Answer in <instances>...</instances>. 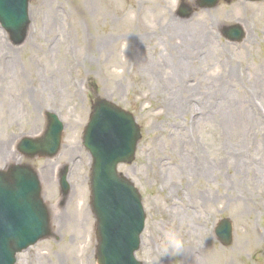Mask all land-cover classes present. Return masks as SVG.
Returning <instances> with one entry per match:
<instances>
[{
  "label": "rangeland",
  "instance_id": "rangeland-1",
  "mask_svg": "<svg viewBox=\"0 0 264 264\" xmlns=\"http://www.w3.org/2000/svg\"><path fill=\"white\" fill-rule=\"evenodd\" d=\"M179 2L31 0L30 32L18 46L0 25V168L27 161L17 145L45 130L48 111L65 124L55 157L28 160L53 207L54 233L18 254L17 264H98L91 159L82 144L98 96L134 113L142 128L135 161L119 166L147 212L137 257L144 264H264V1H221L188 17ZM237 24L243 42L223 36ZM181 60L190 74L175 72ZM71 156L63 202L58 171ZM200 158L212 167L209 178L192 174ZM224 218L233 223L228 246L216 235ZM168 234L181 239L180 254H163Z\"/></svg>",
  "mask_w": 264,
  "mask_h": 264
},
{
  "label": "water",
  "instance_id": "water-1",
  "mask_svg": "<svg viewBox=\"0 0 264 264\" xmlns=\"http://www.w3.org/2000/svg\"><path fill=\"white\" fill-rule=\"evenodd\" d=\"M202 1L214 5L218 0ZM14 7L16 10L9 6L5 16L0 2V17L19 43L24 37L27 0ZM61 130L62 126L50 118L45 139L37 142L24 139L22 151L30 156L54 155L59 148ZM140 136V127L130 113L108 100L96 101L84 143L94 156L93 207L98 218L100 264H140L134 258V251L139 247L145 221L141 196L126 177L116 172L118 162L133 161ZM224 224L218 234L228 244L232 230L228 220ZM49 232L50 216L34 169L16 166L9 173L0 171V264H14L17 251Z\"/></svg>",
  "mask_w": 264,
  "mask_h": 264
},
{
  "label": "bare ground",
  "instance_id": "bare-ground-1",
  "mask_svg": "<svg viewBox=\"0 0 264 264\" xmlns=\"http://www.w3.org/2000/svg\"><path fill=\"white\" fill-rule=\"evenodd\" d=\"M175 23H179V22H177V21H175ZM181 26H183V24H181V22L179 23ZM188 39H189V41L190 40H192L193 39V37L190 39L189 37H188ZM6 53V55H11V54H13V52H12V50L11 51H5ZM12 60H13V57H10L9 58V66H10V69H11V67L13 66V63H12ZM183 60H184V58H183ZM183 60H181V65L179 66V68H177V71H175L176 73L178 72V73H181L182 71H184L185 72V75H187V73L188 74H190V72H191V70H190V68L186 65V61H183ZM188 70V71H187ZM175 73V75H173V79L176 77V74ZM182 76V75H181ZM259 78V77H258ZM223 82H224V80H223ZM189 92H192V91H189ZM180 93V92H179ZM193 93V92H192ZM180 94H182V93H180ZM177 95H178V92H174V91H172L171 92V96L174 98V100H176V97H177ZM182 95H184V94H182ZM229 99V101H230V97L228 98ZM232 99V98H231ZM228 101V102H229ZM235 99H232V101H231V103H230V105L232 104L233 106H234V104L235 105H237L236 103H235ZM237 102V101H236ZM173 105L174 106H172L173 107V110L174 111H176V112H178V113H183V108L182 107H177L176 105H178L177 103H176V101H173ZM234 103V104H233ZM231 105V106H232ZM257 108V106L256 105H254V106H252V111H253V113H255V110L254 109H256ZM229 112H230V114H233V115H236L234 112H233V110H232V107H230L229 109ZM247 113V112H246ZM247 116L250 118V115L247 113ZM249 118H247V122H249ZM260 124H262V123H260ZM39 127V123L38 124H36V126L35 127H33V131H35L37 128ZM262 128H264V127H262ZM199 151V150H198ZM199 152H198V157H197V159H199ZM241 157H239L238 159H237V161H239V159H240ZM181 159H182V163H184L185 161H187L186 159H185V155H182V157H181ZM200 162V164L201 165H199V166H196L197 167V169L196 170H194L193 172H192V174L193 175H195V174H197V175H201L202 177H205V178H209L210 177V175H211V165L209 164V162L207 163V162H205V163H203L202 161H201V158H200V160H196V162H195V165H197L198 163ZM190 168V165H189V167L187 168V169H189ZM199 171V172H198Z\"/></svg>",
  "mask_w": 264,
  "mask_h": 264
},
{
  "label": "clouds",
  "instance_id": "clouds-1",
  "mask_svg": "<svg viewBox=\"0 0 264 264\" xmlns=\"http://www.w3.org/2000/svg\"><path fill=\"white\" fill-rule=\"evenodd\" d=\"M183 249V243L179 237L175 234H168L166 236V242L163 245L162 252L164 255H178Z\"/></svg>",
  "mask_w": 264,
  "mask_h": 264
}]
</instances>
